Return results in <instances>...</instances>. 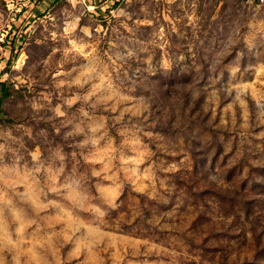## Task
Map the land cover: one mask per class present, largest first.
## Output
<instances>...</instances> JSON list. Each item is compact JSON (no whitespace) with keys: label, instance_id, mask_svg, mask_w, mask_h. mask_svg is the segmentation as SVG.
Segmentation results:
<instances>
[{"label":"rangeland","instance_id":"1","mask_svg":"<svg viewBox=\"0 0 264 264\" xmlns=\"http://www.w3.org/2000/svg\"><path fill=\"white\" fill-rule=\"evenodd\" d=\"M0 264H264V2L0 0Z\"/></svg>","mask_w":264,"mask_h":264},{"label":"trees","instance_id":"2","mask_svg":"<svg viewBox=\"0 0 264 264\" xmlns=\"http://www.w3.org/2000/svg\"><path fill=\"white\" fill-rule=\"evenodd\" d=\"M10 95L9 92V86L7 85L6 81H0V122L4 115L3 109H2V102L4 99H6Z\"/></svg>","mask_w":264,"mask_h":264},{"label":"built area","instance_id":"3","mask_svg":"<svg viewBox=\"0 0 264 264\" xmlns=\"http://www.w3.org/2000/svg\"><path fill=\"white\" fill-rule=\"evenodd\" d=\"M264 2V0H258V3L259 4H261V3H263Z\"/></svg>","mask_w":264,"mask_h":264},{"label":"clouds","instance_id":"4","mask_svg":"<svg viewBox=\"0 0 264 264\" xmlns=\"http://www.w3.org/2000/svg\"><path fill=\"white\" fill-rule=\"evenodd\" d=\"M3 237L2 236H0V239H2Z\"/></svg>","mask_w":264,"mask_h":264}]
</instances>
